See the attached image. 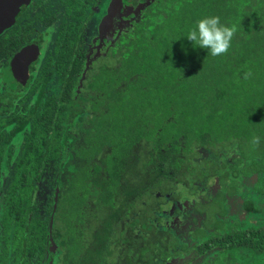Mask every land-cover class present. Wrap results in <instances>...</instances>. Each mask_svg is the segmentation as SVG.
Listing matches in <instances>:
<instances>
[{"label":"trees","instance_id":"obj_1","mask_svg":"<svg viewBox=\"0 0 264 264\" xmlns=\"http://www.w3.org/2000/svg\"><path fill=\"white\" fill-rule=\"evenodd\" d=\"M209 16L237 27L227 55L187 39ZM24 19L12 25L14 44ZM81 31L61 35L51 73L60 85L44 87L45 72L34 104L0 116V174L13 168L0 188V264H44L55 193L60 264H151V245L171 215L156 217L150 202L170 195L194 199L193 211L213 229L198 248H217L226 264H264V217L232 225L217 218L247 194L242 188L264 201V0L147 1L109 61L118 68L94 72L84 86L73 47ZM4 52L0 42V59ZM254 203L246 200V210L258 212Z\"/></svg>","mask_w":264,"mask_h":264},{"label":"flooded vegetation","instance_id":"obj_2","mask_svg":"<svg viewBox=\"0 0 264 264\" xmlns=\"http://www.w3.org/2000/svg\"><path fill=\"white\" fill-rule=\"evenodd\" d=\"M104 1L100 0V2L93 5L86 3L85 0H58L56 4H53L51 0H30L29 4L20 12L14 22L17 23V20L25 15V19L19 24L23 27L21 32V45L20 43V46L17 43L14 44L15 39L13 37L16 31L15 29H17V27L12 26L14 23L10 27L2 30L0 42L5 45V52L0 59V78L4 74L7 80L3 81L0 79V83L3 88L5 86L7 88L4 89L5 93L0 94L1 117H8L13 114L15 109L24 110L28 105L34 104V99L37 98L41 88H43L44 81L42 78L45 72L48 73L50 79L45 83L44 87L54 91L53 87L57 88L60 85L61 79L59 74H51L58 67L55 65V55L64 46V37L61 38V35L63 34L65 36L67 31L75 30L78 25L82 26V31L79 34L80 41L74 42L73 47L81 68L77 74L79 76L80 86L87 85L88 82L90 83V77L100 69L108 71L109 69L118 68L117 64H109V61L112 63L115 61L114 56L117 54V43L122 35L135 28L136 25H139L143 11L147 6V1L150 0H114L103 19L98 36L95 34L93 40L90 41V35L88 34L89 26L95 18H98L96 15L100 12ZM142 4L145 6L141 7ZM120 5L121 8L117 13V8ZM77 11L82 20L77 18ZM108 19H110V24L106 25ZM3 36H6V38L2 39ZM88 41L89 44L87 45L86 42ZM28 47L36 48L37 53L33 55H36V58L27 65L28 79L24 84L16 80L12 62L14 59H18L19 53L23 49ZM33 56H30L28 52L23 57L20 56L19 60L23 62L24 58V61L28 63L30 57ZM18 64L20 65V63ZM6 72H8L10 78L6 75ZM39 77L42 83L37 87L38 89L29 94L30 86L34 85L37 82L36 78ZM13 83L15 84V88L13 89L15 90L14 94H6L8 93L7 89L9 86L13 88ZM22 140L20 137L19 142L22 143ZM1 174L2 176L5 175V173ZM208 181L212 187L219 190L220 186L216 177ZM243 190L247 194L232 198L230 202V213L218 215L217 218L219 220L229 222L232 225L233 222L238 224L241 222H249L250 219L254 222L256 219L264 217V206L258 203L260 199L257 196H248L251 188L249 190L248 188H242ZM0 193L3 194L4 192L0 190ZM56 196L59 198V194L55 193L54 195L53 211L49 220L48 256L44 264H49L51 259V253L49 252L50 237L57 244V250L53 256V264H60V261H57L56 258L59 245L53 236L55 213L58 206L57 200L55 207ZM1 197L0 217L2 215ZM40 199H42V196ZM254 199V205L258 207V212L246 210L245 208L246 200L250 201ZM195 202L194 199L188 198L187 196L181 199H175L172 195L167 198L158 196V198L150 202V205H155L153 210L156 217H158V211L161 212L160 214L169 213L171 215L170 218L161 221V226L164 227L165 231H162L163 236L160 234L158 237L162 239H154L151 245L154 253L152 257L154 262L151 261V264H226V262H230L222 258V254L217 248L203 246L202 249L197 247L198 243L201 244L205 240L207 242V238H209L213 229H209L205 225L204 219L197 217L195 210L193 211ZM182 206L184 209H182ZM51 220H53L52 229H50ZM120 260L125 261V259ZM158 260H161L162 263Z\"/></svg>","mask_w":264,"mask_h":264},{"label":"clouds","instance_id":"obj_3","mask_svg":"<svg viewBox=\"0 0 264 264\" xmlns=\"http://www.w3.org/2000/svg\"><path fill=\"white\" fill-rule=\"evenodd\" d=\"M236 32V25L225 26L221 24L219 16H209L197 21L196 27L188 32L187 39L196 47L207 49L211 56L217 57L227 55ZM251 75L249 70L244 74V79H249ZM250 143L253 148H258L261 138L253 134Z\"/></svg>","mask_w":264,"mask_h":264},{"label":"water","instance_id":"obj_4","mask_svg":"<svg viewBox=\"0 0 264 264\" xmlns=\"http://www.w3.org/2000/svg\"><path fill=\"white\" fill-rule=\"evenodd\" d=\"M30 0H0V31L10 27L17 19L20 12L29 4ZM145 5H141V7H144ZM29 52L30 56H33L37 53L36 48H25L23 49L18 56V59H14L12 62L13 67V73L17 81L26 83L28 79V64L32 60L36 58V55L33 57H30L28 63L24 61L21 62L19 60L20 56H24ZM20 63V65L18 64ZM58 197H55V207L57 203ZM53 220L50 222V229H52ZM57 250V244L55 243L54 239L50 237V246H49V252L51 253V259L49 264H53V256L56 253Z\"/></svg>","mask_w":264,"mask_h":264},{"label":"rangeland","instance_id":"obj_5","mask_svg":"<svg viewBox=\"0 0 264 264\" xmlns=\"http://www.w3.org/2000/svg\"><path fill=\"white\" fill-rule=\"evenodd\" d=\"M57 1L58 0H51V2L53 4H56ZM113 2H114V0H105L104 3H103V5H102V7L100 8V12L96 15V16H98V18H95L93 20V22L91 23V25L89 26L88 34L90 35V38H89L90 41L93 40L95 34H97L96 36H98L99 28L101 27V24L103 22V19L105 18L106 14H107V11H109V9L111 8ZM120 8H121V5L117 8L118 9L117 13L119 12ZM107 24L108 25L110 24V19L107 20L106 25ZM96 25H97V28H96ZM95 30H96V33H95ZM86 43L88 45L89 44V41L86 42ZM6 75L10 78L8 72H6ZM6 88H7V86H5V88H3V90L6 89ZM16 153H18V152L15 151V154ZM12 170H13V168H12V165H11L10 166V169H9L8 175L5 174L4 176H2V174H0V186H2V187L5 188L8 184H10L12 182V179H13L12 178V173H13ZM2 195L3 194L0 193V197ZM258 203H260V204H262L264 206V202H262L261 200L258 201ZM0 209H1V205H0ZM249 222H251V219H250Z\"/></svg>","mask_w":264,"mask_h":264}]
</instances>
